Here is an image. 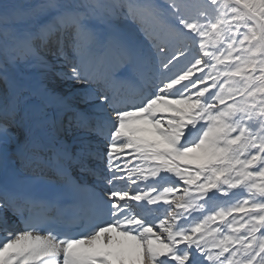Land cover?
Returning a JSON list of instances; mask_svg holds the SVG:
<instances>
[{
    "label": "bare ground",
    "instance_id": "6f19581e",
    "mask_svg": "<svg viewBox=\"0 0 264 264\" xmlns=\"http://www.w3.org/2000/svg\"><path fill=\"white\" fill-rule=\"evenodd\" d=\"M116 4L120 7V4L124 5L125 2L117 0ZM127 6L131 8L130 4ZM120 12H116L118 22L114 23L118 29L110 22L103 24L99 20H92L95 31L101 38L105 35H102L105 32L103 28L116 31L110 34V41L107 44L104 45V41H108V37L100 40L99 46L93 52L89 44L84 43L78 46L75 55L55 52L52 59H47L33 47H29L36 56L42 85H35L37 79L34 83L31 81L21 85L11 74L10 89L15 109L20 114L24 139L15 141L14 145H0V177L8 168L30 174L28 168L38 167L47 162V150L50 147L37 136V132L43 131L56 142L60 151L68 158L69 167L76 175L88 173L85 177L87 179L99 175L101 184L116 188L117 196L121 200L141 199L139 207L143 220H135L129 213L128 221L124 223V226L130 225L138 229L141 232L140 238L110 230L105 231L100 239L95 237L91 240V250L103 247L116 252L121 248L118 253L105 257L101 264H239L226 257L225 252L218 250L210 238L206 224L199 223L197 217H192L191 210H196L197 214L203 212L198 203L206 198V195L202 196L205 191L200 187L198 189L196 186L192 187V181L186 180L180 171L175 170L171 171L172 174L168 179L170 186L164 189L166 184L159 182L162 168L153 163L152 158H142L148 152L150 142L154 143L155 151L162 152L163 156L174 151L181 134H186L181 128L180 120L183 116H179L174 107L176 103L184 100L180 97L195 98L193 93L197 86H192L191 80L182 78L183 74L189 73L193 68L194 60L191 63L188 58L192 47H188L181 37L176 40L172 31L167 33L161 32L162 30L155 31L144 17L138 15L137 19L142 22L141 25H144L137 28L140 30L145 28L148 32L143 39L138 36L139 31L131 24L133 18L131 13L125 15ZM166 13L169 23L176 26L172 10L166 9ZM81 14L83 18L88 17L84 7ZM191 19L183 25L186 29L183 33H187L190 29L191 25L190 27L188 25ZM76 24L74 18H68L64 12L54 6L49 10L47 23L38 27L36 32L47 42L46 37L49 38L51 32H65L66 29L68 32V28ZM151 42L152 44L149 45ZM143 49H146L145 54ZM0 58H3L1 50ZM67 64H72L74 67V71H71L69 76H66ZM130 68L138 70L143 87H149L148 95L152 97L153 102H148L146 110H149L150 115L147 119L118 123L112 110L106 107L114 105L118 96H121L120 87L113 84L115 76L123 69ZM201 71L199 69V72ZM55 75L60 76L61 79L67 77L64 80H68L69 84L63 85L68 90L65 94L48 86V82ZM205 82L207 83V80ZM183 88L185 90L182 93L180 91ZM171 92L178 94L177 100L170 98ZM76 101L84 103L85 106L80 107ZM64 113H68L69 118L73 117L72 124L65 127L57 126L56 119ZM89 129L95 132V139L81 132ZM220 131V127L213 129L208 141L218 139ZM131 133L134 134L132 138ZM68 134L69 137L72 136L70 139H67ZM118 139L125 141L124 146L117 145ZM131 141L137 144L136 149L139 148L135 160L141 162V165L132 170L128 167V162L132 159L125 155L129 149L126 143ZM31 148H35L36 152H31ZM207 152L209 146L203 139L202 144L190 147L185 154L187 160L194 156L198 163H204L208 159ZM12 153L22 154V157L14 159ZM104 158L107 162L103 165L101 160ZM180 184L189 186V194L186 196L185 204L181 203L178 208L173 209L174 186ZM126 187L128 190H124ZM167 192L170 193L165 197ZM144 193L150 194L152 200L141 195ZM0 194L9 198L1 185ZM168 197L171 199L169 200ZM144 198L149 200L145 202L142 200ZM164 203H167L165 211L170 212L171 215L168 213L170 218H166L161 209ZM126 204L130 205L129 202ZM9 220L15 228L18 227L12 208L7 203H1L0 225H5ZM146 224L152 227H146ZM3 229L6 232L0 233V264L35 263L40 258L56 252L57 246L44 236L26 233L15 235L6 225ZM183 245L190 247V254L182 249L179 250ZM38 264H61V262L55 259L53 262L44 261Z\"/></svg>",
    "mask_w": 264,
    "mask_h": 264
},
{
    "label": "rangeland",
    "instance_id": "374dc122",
    "mask_svg": "<svg viewBox=\"0 0 264 264\" xmlns=\"http://www.w3.org/2000/svg\"><path fill=\"white\" fill-rule=\"evenodd\" d=\"M116 1L85 0L88 17L82 19H89L93 25L92 20L102 16L112 21L110 23L118 29L114 24L118 22L116 12L122 9L120 14L127 15V5L134 1L137 4L131 8L134 26L140 25L135 15H143L155 30L164 33L172 31L176 40L181 37L188 47H192L188 58L191 63L194 60L193 68L182 78L192 79L196 83H192V86H197L193 93L195 98L180 97L184 100L176 103L174 108L179 116H183L181 128L192 119L193 110L199 119L191 130H197L204 124H208V128L199 143L185 150L177 146L179 138L174 147L176 151L166 154L169 155L167 160L177 167L186 180L190 179L193 185L203 189L206 197L211 196L209 200L213 208H210V215L205 221L198 222L206 224L213 244L219 250L222 248V252L229 251L231 257L228 258L239 264H264V0H240L263 18L260 21L233 0H122L125 4H120V7H117ZM54 6L79 23L68 28L66 39L67 29L64 35L60 34V39L53 45L56 50L63 47L62 35L70 43L68 54L79 49V44L88 43L91 48L96 45L93 34L82 25L80 11L84 7L83 0H0V47L9 69L22 85L31 81L34 83L36 79L35 85L42 83L38 78L40 73L36 68V56L29 50L33 40L30 42L29 39L30 35L37 34L38 27L47 23L49 10ZM163 6H167L164 12ZM166 9L174 12L173 18L178 25H185L193 17L187 33H183L185 28L182 31L170 25ZM115 32L111 31L113 34ZM140 34L144 33L141 31ZM45 54L51 57L49 52ZM67 69L73 68L68 65ZM199 69L202 71L199 72ZM52 79L48 82L49 87L63 94L68 91L63 85H68L69 81L62 82L60 76ZM9 96L6 84L0 85V110H9ZM202 97L205 100L199 99ZM11 122L14 125H7L3 136L2 133L0 135L2 143L13 144L15 140L23 138L18 116ZM219 127L220 137L208 141L210 132ZM70 137L68 134L67 139ZM203 139L209 146L208 159L204 163H198L194 156L187 160L185 153L190 147L202 144ZM126 144L128 151L135 155L130 164L128 162L132 170L137 166L135 159L139 148H135L137 144L133 141ZM148 157L149 152H146L142 158ZM188 187L187 184L177 186L178 196L184 197ZM176 196L172 199L174 202ZM185 200L186 197L177 201L184 203ZM204 201L198 203L201 208ZM216 234H219L218 237Z\"/></svg>",
    "mask_w": 264,
    "mask_h": 264
}]
</instances>
